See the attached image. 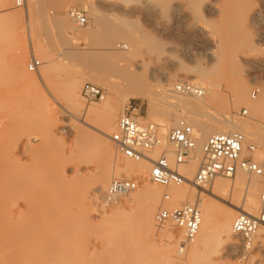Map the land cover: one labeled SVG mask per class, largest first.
I'll use <instances>...</instances> for the list:
<instances>
[{"label":"rangeland","instance_id":"1","mask_svg":"<svg viewBox=\"0 0 264 264\" xmlns=\"http://www.w3.org/2000/svg\"><path fill=\"white\" fill-rule=\"evenodd\" d=\"M91 1L96 2V9H100L101 11L103 10L105 13L108 12L109 9L107 15H111L112 17H110L115 21L117 19L125 20L131 26L134 36L141 37L142 35L147 34L152 39L154 38L152 42L157 40L155 41L157 46L154 43V47H159L156 48L159 50L151 48V42L149 44L148 42H143V44L140 45V49H142L141 52L139 51L140 54L138 53V56L133 61H138L141 59L145 60V74L149 79L151 78V83H153V85L155 84L154 89H159V94L162 95L165 93L171 97H187L176 95L173 92L174 85L177 83H190L199 86L206 91V86H204L203 82H206L208 79L202 80L204 77L203 75L201 76L199 72L203 70L206 73V70H209L208 60L201 55L200 46H198L199 44H197L193 38L187 36L183 32L178 31V29L177 31L170 30L169 32L168 28L171 26L170 23L172 24L174 21V14L171 12V8L168 7L170 5H164L168 3H166V0H164L165 3L163 0H147L148 4L145 2V7L142 6L144 2H138V0H126L127 2H123V6L116 5L118 8L116 6L114 7L113 3L101 4L96 0H59V2H51L50 0H28L29 3H27V1L24 2V7H17L16 0H0V2H4L2 8L5 11H3L4 17H0V188H3V191L0 192L2 194L1 200H3L8 195L10 196L8 201H10L11 198H14V200L11 201L15 203V199H18V206L15 207V213H19L20 211L24 210L36 212V215L43 214L48 211L57 213L53 220V224L58 228L69 226L73 229L69 239H67L64 244L57 249L56 252V258L59 259V261L61 259L68 260L69 264H90L89 260L93 258H108L111 256H116V254L119 253L120 257L122 255L121 250H123V247H126L127 245L135 249L138 259L140 260L142 259V256H145L143 251L144 244H146L145 247L148 245L150 248L146 249L150 252L151 262L149 264H172L171 260L162 253L163 246L169 241L167 237H164V232L167 228V230H170L174 233V242L177 243L178 253L175 254V257L178 261L175 264H264V245H262L263 243L260 241L261 238L259 239L258 233L254 239L253 250L248 254L246 260L243 262L239 261L242 257V252L238 248L239 240L235 236H233V241H237L235 242V246L226 249L225 251H220L218 224L216 221L212 226L211 235L200 247L195 259L193 258V260H189L188 253L193 246L194 241H192L183 251L179 250L181 242L183 241V235L180 231H177L170 226L167 228L163 227V229L161 228L160 230V227H158L155 223L157 231L150 232L140 227L138 224H136V222L133 223L130 221L131 219H129V215L131 213H135L137 207H135V203H126V201H129V198L121 199L119 202H117L118 204L115 203V206L110 205L107 207L104 206L105 208H103V204L99 205L94 203L90 198L86 197L85 189L87 185L92 183L94 176L93 174L86 177H81L85 172L78 174L75 165L72 164L59 165L56 157H54L55 154H52L53 157L49 158L48 160L41 162L38 161V157L36 155V151L38 150L36 149L39 148H36V146L39 145V138H37V136L42 133H47V131L56 133L58 137L61 136L60 132L63 134L65 133V141L58 140V142H56L57 140H51L52 145L50 146L52 149L54 150L58 147L57 150H54L52 153L56 152L57 154V151L60 147L61 148L58 152L62 151V149L65 148V146H63L64 142V145H66L65 151L68 152L69 150V145L73 139V131L68 125L72 124L70 122L72 118L66 110L67 106L65 105H67V103L65 104V97H63L65 92L63 87L72 80H77L81 83V92L83 85L86 83L97 85L103 90L105 95V99L103 101L87 102L82 98L81 102L86 106H99V104L101 105V103L105 101H110L118 105L120 110L119 117L126 108L132 106L140 108V116L142 117V121H144V123L146 122V124H155L153 121H150L151 116L155 118L163 117V119L168 121L170 124L173 123V121L176 122L174 119L176 112L171 111L173 116L170 115L171 105L169 103L166 104L163 102L161 104L160 102L158 103V101L156 102V100L151 102L147 99L137 96H128L126 95L125 90L122 88L114 90L110 88L107 83L97 81L93 77L94 72L89 70L86 65L76 62L66 55V53L76 52L88 55V53L90 54L91 52H94V50H98L100 47H102L95 45V47H97L95 48L93 45L94 48L92 47L91 49L90 45L92 44V41L87 36V31L90 29V25H92V20L90 17L91 7L89 5V2ZM153 2L155 4H153ZM163 5L168 7V9L163 7V10H161ZM110 6H112V8ZM147 6L149 10H147ZM156 6L158 7L155 8ZM2 8L0 9L2 10ZM40 8L43 9L42 14L39 13ZM73 8H78L87 12L89 19L88 26L80 29H77L74 26L68 17L69 10ZM152 8L153 10L151 11ZM158 8L161 10V12H163V15H160L162 18L167 11V15L165 14L166 17L163 18L164 20L158 16V13L160 12ZM112 10L114 12H112ZM154 10H158L156 14L153 12ZM168 10L170 11L168 12ZM8 14L9 16H16V18L19 16L15 25L11 26L8 24ZM154 15H157V17L160 18L159 21L161 22H158L159 24H157L155 21L158 18H155L156 16ZM63 20L64 22L67 21L68 25V28L65 31L66 34H64L65 39H61V37L58 36L59 34L57 32V28L55 29L56 22ZM117 21L120 22V20ZM261 24L262 25L259 26L260 28L258 31L264 32V22ZM162 26L166 27V31L163 30L164 27ZM119 40L117 44H123V46L128 45L124 39L121 41ZM71 42L75 43L71 44ZM33 47L37 49H35L37 52L35 53L37 55L33 53ZM150 48L153 51L152 53L149 50ZM257 49L258 54L264 57L263 41L258 42ZM119 50L122 51L121 49ZM154 50L157 53H155ZM40 54L43 57H41ZM32 58H36L37 60L41 61L42 65H44L43 58L47 59L46 61L48 64L46 65V68H49L50 71L48 69V71L46 70V72L49 74L44 81L45 84L44 82L40 81V84H42L40 88H43L47 95L52 93L49 96L45 95L48 98V103L44 101L46 97L42 96V92H44L43 89V91H39L43 99L40 96L39 98H41L43 102L38 98L37 101L35 95H33L34 92H32L34 91V88L28 81L30 80V77L28 76L32 74V72L28 70V65ZM166 61L167 63L163 64V67L166 72L170 73L171 77L169 79H163L160 76V73L157 71L153 74L152 71L154 67L158 66L159 62L161 64L165 63ZM114 63L115 61H110L109 66L111 65L112 67ZM197 67L200 69L199 72ZM208 70L207 72H209L211 75L210 79L212 78L217 83V87L219 88H217L219 97L217 100L209 103L208 105L203 103V105L196 110L197 114H195V116L197 118L206 121L215 120L224 116H228L229 114L227 112L230 111V118L235 119L234 115H236L235 120L249 122L255 114L256 116L259 115L257 113L254 114L252 108L248 105H241L237 109L233 106L234 98L231 94V85L235 83L234 81H238L241 78L240 76H238L240 77L238 80H236V78H228V76L226 77L222 74V69L220 66L210 69L212 70L211 72ZM109 73H105L107 74L106 76L111 77V80L115 81V74L112 72ZM241 76L245 77L250 84L249 102L261 101L262 98L264 100V69H256L251 71L245 70L242 72ZM156 86L159 88H156ZM257 88L260 89V94L256 99H253L252 93ZM30 89H32V91ZM46 90L49 92L47 93ZM51 95H53V97ZM54 95L57 99H55ZM193 101L197 100L195 99ZM44 102L46 105H48L46 106L48 107L46 108L47 111L48 109L50 110L52 116L50 117L48 114L50 118L45 116L46 110L45 112L43 110V108H45V106L43 107ZM227 107L229 108L228 111L226 109ZM243 110L247 111V115H243ZM119 117L116 124H118ZM180 118L182 119V117ZM178 121L180 120L178 119ZM92 124H94V126L97 128L100 127L99 120H93ZM189 125L192 126L191 124ZM193 129L195 131L194 127ZM243 130L245 131L238 132H243L246 136V129ZM247 130L251 132H258V130H260L261 140H264V111L263 114L260 115L259 120L257 122H253L252 126L248 127ZM91 133L94 132L91 131ZM195 133L197 132L195 131ZM89 139L92 141V143H94L95 140L92 136H90ZM246 139L248 144L257 146V154H260L261 148L258 143L249 141L247 136ZM47 145H49V143ZM46 147L50 151L52 150L51 147ZM96 147L98 146L96 145ZM96 147L94 150H92L91 154H89L90 156L88 158V164L90 165L91 170H96V168H100L102 165L99 154L100 150ZM113 147L115 152L113 164L116 160L121 163L124 159V161H126L127 159L125 157L117 153L114 144ZM45 150L47 149L45 148ZM50 151H47L49 152L48 154H51ZM154 153L151 154V157L156 159L160 156L161 151L160 154L158 153V156ZM119 159H121V161ZM128 161L131 160L128 159ZM146 165L149 166V173H147V180L145 181H148V183H150L152 186H158L151 182L150 177H148L150 174L151 165ZM63 170L65 172H63ZM197 171L198 168L193 173L191 180L194 178ZM138 175V172H133L129 178L140 179ZM246 175L248 178H255V176H251L249 174ZM142 184L143 179H140L139 187L130 195L131 198L138 193ZM13 186H17L18 189L16 191L13 190ZM193 187L197 189V194L193 197L194 201L192 203L185 202L183 204H198L200 198H204V196L199 197L198 195V191L202 190L196 188L195 186ZM167 189L168 188L164 189L162 193L167 192ZM164 194H162L160 198L161 203L159 204L163 205L162 200ZM168 194L171 193L168 191ZM241 195H244V193H241ZM124 203L126 204L124 205ZM173 203L175 205L177 204L175 201H173ZM174 204L172 205L174 206ZM168 205L170 204L168 203ZM172 205L171 207H173ZM180 205H182V203H179V206ZM171 207L166 206V208ZM102 209H110L112 212L116 214L118 213L117 220L120 219V222H117V228L111 229L107 227L106 220H104V216L101 211ZM261 210L262 208L258 213H256L255 216H258ZM231 213L233 215L235 214L233 211H231ZM24 219L25 217L22 220ZM236 219H234V221ZM131 225H135L133 231L134 234L132 231H130ZM105 230L108 232H105ZM102 231L105 234L102 235V237L97 241H94L98 234ZM128 232H132V237L126 236L125 233ZM178 238H181V241L179 240V244ZM141 245H143L142 251H140Z\"/></svg>","mask_w":264,"mask_h":264},{"label":"bare ground","instance_id":"2","mask_svg":"<svg viewBox=\"0 0 264 264\" xmlns=\"http://www.w3.org/2000/svg\"><path fill=\"white\" fill-rule=\"evenodd\" d=\"M26 1L27 3H29L28 0ZM50 1L59 2V0ZM96 1L101 4L113 3L114 7L116 5L123 6V4L127 2L126 0ZM138 2H144L142 6H144L145 2L148 4L147 0H138ZM3 3L4 2H0V8L3 7ZM149 3L151 4L150 1ZM166 3L167 4L164 5H170L168 7L171 8L170 10L174 14V21L172 19L173 23H170L171 26L168 28L169 32L170 30L177 31L178 29V31L183 32L187 36L193 38L197 42V44H199L198 46H200L201 55L208 60L209 70L220 66V68L222 69V74L224 76H228V78L231 79L236 78V80L241 77L238 81H234L235 83L233 82L234 84L232 83L233 85H231V94L234 98L233 106L237 109L241 105H248L252 108L254 114H259L258 116H256L255 114L249 122H241L239 120H235L236 115H234L235 119L230 118L229 115L231 112L229 111L227 112L229 114L228 116H224L215 120L206 121L197 118L195 116V114H197L196 110L201 107L203 103L208 105L209 103L217 100V98L219 97V92L217 91V83L212 78V80L210 79L211 75L209 72H207L208 69L205 73V71H200V69L197 67V69H199L198 72L200 71L199 74H201V76L203 75L204 77H202V80H209L203 82L204 86H206L205 96L200 99H196L197 101H193L195 100V98L190 97H171L165 93L162 95L159 94V89H156L157 91L154 89L155 84L153 85V83H151V78L149 79L145 74V60L141 59L138 61H133L138 56L137 54H140L142 50L140 49V45L143 44V42H148V44L151 42V48L156 49L159 48L154 47L156 44L155 41L157 40H154V42H152L154 38L152 39L147 34L142 35L143 37L134 36L131 26L125 20L117 19V16L116 19L120 20V22L117 20L115 21L111 18V15H107L109 9L106 13L103 12V10L101 11L100 9H96V2L94 1L89 2V5L91 7L90 17L92 20V25H90V29L87 31V36L92 41V44H89L91 49L93 45L94 47L96 45L98 47L102 46L103 48L100 47L101 49L99 48L98 50H94V52H91L90 54L88 53V55L80 54L79 52L66 53V55L70 59L86 65L89 70L94 72L93 77L97 81L107 83V85H109V87L114 90L122 88L125 90V93L128 96H137L143 99H147L151 102L156 100V102L158 101V103L160 102L161 104L163 102L166 104L169 103L171 105L170 115H172V112H176V116L174 118L176 122L178 121V119L185 120L188 124H191L192 127L195 128V131L197 132L195 134L197 138L198 157L192 159L188 165H183L180 167V171L185 174L187 182L181 186H170L167 189L172 194L171 197L174 198L172 200L175 201V203H177L179 206V203H192L194 201L193 197L197 194V189H195L193 187L194 185L191 183L194 178L192 180L191 178L193 176V173L197 170V168H199V159L203 145L205 141L212 135L232 134L238 131H245L243 129H246V136L248 137L249 141L258 143L261 148L260 154H257L258 150L256 149V152L252 154V158L258 164L264 166V140H261V131L258 130V132H251L247 130V128L252 126L253 122H257L260 115L263 114L264 100L262 98L261 101L249 102L250 84L245 77L241 76L242 72H244L245 70L251 71L256 69H264V57L260 56L257 51L258 42H264V32L258 31L260 28L259 26H261V23L264 22V0H166ZM153 4L155 3L153 2ZM164 5L161 7V10H163V7H165ZM158 6H156L155 8H157ZM110 7L112 8V6ZM168 7L165 8L168 9ZM113 10L112 12H114ZM147 10H149L148 6ZM152 10L153 8L151 9V11ZM161 10L159 9L160 12ZM170 10H168V12ZM3 11V8L2 10L0 9V17H4ZM157 11L154 10L153 12H155L156 14ZM42 12L43 9L40 8L39 13L42 14ZM160 12L158 13V16L163 15V12H161V14ZM165 14L163 18L166 17L167 14ZM154 16H156L155 18H158V21L155 19L154 20L157 22V24H159L161 22L159 21L160 18L157 17V15ZM18 17L19 16H17V18L16 16H9L8 14V24L11 26L15 25L18 21ZM55 26V29L57 28V32L59 34L57 35L60 36L61 39H63L64 34H66L65 31L68 28L67 21H57ZM165 28L166 27H164L163 30H165ZM122 39L126 41V43L128 44L127 46H123V44H117L118 40L121 41ZM72 43L75 42H71V44ZM118 47L122 51H120ZM151 48L149 50L152 53L153 51L151 50ZM35 49L36 48L32 50L33 53L36 52L37 49ZM36 53L35 55H37ZM155 53L157 52L155 51ZM40 56L43 57L41 54ZM46 60L47 59L43 58L44 65L41 66L42 68H40L37 73H32L30 76H28L30 77V80L28 81L34 88V91H32V89L30 90L34 92L33 95H35V98H38L39 100H42L43 97L47 95L43 88V97L39 92L43 91L40 88L42 86V84H40V81L44 82L49 74L48 72H46L47 69L49 70V68H46V65L48 64ZM110 61H115L112 67L111 65L109 66ZM166 63L167 61L161 64L159 62V65L157 64L158 66L154 67L152 71L153 74L157 71L158 73H160V76L163 79H169L171 77L170 73L166 72L163 67V64ZM211 71L212 70H210V72ZM107 72H112L115 74V81L111 80V77L108 76L110 78L109 79L106 76L107 74L105 73ZM157 87L158 86H156V88ZM63 90L65 91L63 96L65 97V104L67 103V105H65L67 106L66 110L72 118L70 121L72 124L68 126L73 131V139L69 145L68 152L65 151L66 145H64V142L63 146H65V148L63 147L64 149L58 152L61 148L60 147L56 154V152H52H54V150H57L58 147L53 150L50 145H52L53 140H57L56 142H58V140L65 141V133L63 134L62 132H60V137H58L56 133L48 131L47 133L40 134L39 136H37V138H39V145L36 146V148L38 147L39 149H36L38 151L35 150L37 153L36 155L38 157V161L41 162L44 160H48L55 154L54 157H56L59 165L72 164L75 165L78 174L85 172L81 177H86L93 174L94 176L92 179V183L90 185H87L85 189L86 197L90 198L94 203H97L99 205L103 204V208L110 205L115 206V203L118 204L117 202L123 199H118L117 201L112 203L107 202L106 194L109 184L115 179H131L129 178L131 177V174H133V172H138V177H140V179H143V184L136 194L138 196L135 195L136 197L134 196L131 198L129 195L128 197H124L129 198V201H126V203H135V207H137L136 212L131 213L133 215H129V219H131L130 221H132L133 223L136 222V224H138L140 227L150 232H156L157 224L155 225L156 222L154 221V219L159 209L162 206L164 207L162 199L161 200L163 205L159 204L161 203L160 198L162 194L168 193V191L166 190L167 192L162 193L164 189H166V187L160 185L152 186L150 183H148V181H145L147 180V173H149V166L146 164H150L145 160V162H136L132 160L128 161V159L126 158L127 160L124 161V159L122 163L116 160L113 164L115 152L113 142L111 141L110 137L117 131L118 124L116 123L120 114L118 105L110 101H105L101 103V105L99 104V106H86L82 104L81 83L77 80L68 82L66 85H64ZM48 92L49 91H47V93ZM50 94H48L47 96H49ZM39 96L42 97V99L39 98ZM51 96L53 97V95ZM46 99L44 101L48 103V98L46 97ZM55 99L57 98L55 97ZM45 102L43 105V107L45 106V108H43V110L44 112L46 110L45 116L50 118L52 116L50 110L48 109L49 112L47 111L46 108L48 107L46 106L48 105H46ZM226 109L227 111L229 110L228 107ZM48 114L50 115V117L48 116ZM180 117H182V119ZM93 120L100 121L99 128L95 127L94 124H92ZM150 121L158 124L164 140L176 123L173 121V123L170 124L168 121L163 119V117L155 118L153 116L150 117ZM91 131H93L94 133H91ZM240 133L245 136L243 132ZM90 136L94 138V143H92V141L89 139ZM245 142L247 146V139L245 140ZM48 143L49 145H47ZM95 144L98 147H96ZM46 146H48L49 148L51 147L52 150L50 151ZM95 147L100 150L99 154L101 157L102 165L100 166V168H96V170H91L90 165L88 164V158L90 156L89 154H91L92 150H94ZM45 148L47 150H45ZM47 151H50L51 154H48L49 152ZM169 152L171 151L169 150ZM244 152L245 154H248L247 150H245ZM158 153L160 154V150L155 151L154 154L158 156ZM151 158L153 159V157ZM119 160L121 161V159ZM63 172L65 171L63 170ZM246 174L245 172L243 173V171H238L233 179L217 178L206 190L198 191L199 197L204 196V198H200L199 203L197 204L203 212V224L201 225L199 235L193 240V246L188 253L189 260H193V258L195 259L200 250V247L211 235L212 226L215 221L218 224V237L220 241L219 250L225 251L226 249L235 246V242H237L236 240L233 241V236H235L232 229L234 219L242 215L255 217L256 213H258L262 208V204L260 201L262 179L260 178V180L259 177L256 176L255 178H248ZM12 188L15 191L18 189L17 186H13ZM1 191H3V188H0V192ZM241 193H244V195H241ZM1 195L2 194L0 193V264H69L68 260L61 259L59 261V259L56 258V252L57 249L60 248L67 239H69L73 229L69 226L63 228H58L57 226H55L53 224V220L57 213L53 211H48L39 215H36V212L25 210L20 211L19 213H15V207L18 206V199H15L16 202L14 201L15 203H13L12 201L14 200V198H11L12 201H8L10 198V196L8 195L3 200H1ZM173 201H170L172 203L169 202L170 205H168V203H165V207H171V205L174 204ZM126 203H124V205ZM177 204H174V206H172L177 207ZM101 211L104 216V220H106L107 227L111 229L117 228V222H120V219L117 220L118 213L116 214L110 209H102ZM231 211L235 212V214L233 215ZM24 217L25 219L22 220ZM167 227L168 226H165V228ZM134 228L135 225H131L130 231L133 232ZM167 229L164 232V237H167L169 241L167 240L168 242L163 246L162 253L171 260L172 264H175L178 261L175 257V254L178 253L177 243L174 242V233ZM105 232L108 231L105 230ZM132 232H128L129 234H125L127 237H132ZM257 233L259 239L261 238L260 241L263 243L262 245H264V224L259 227ZM104 234L105 233L103 231L100 232L94 241L100 239ZM179 240L181 241V238H178V244ZM145 245L146 244H144V247L143 245H141L140 251H142L143 247L145 256H142V259L140 260L138 259V255L135 249L127 245L126 247H123V250H121L122 255L120 257L119 253L116 254V256H111L108 258H93L89 260V262L90 264H149L151 262L150 252L146 249L150 248L148 247V245L145 247ZM179 250L183 251L184 249L179 247Z\"/></svg>","mask_w":264,"mask_h":264},{"label":"built area","instance_id":"3","mask_svg":"<svg viewBox=\"0 0 264 264\" xmlns=\"http://www.w3.org/2000/svg\"><path fill=\"white\" fill-rule=\"evenodd\" d=\"M25 0H16L17 7H23ZM68 17L76 28H85L89 24L87 12L73 8L69 10ZM41 61L32 58L28 70L37 73L41 68ZM173 92L177 95L200 99L206 91L190 83H177ZM82 98L87 102H97L104 99L103 90L92 83L82 87ZM260 94L257 88L252 93L256 99ZM247 115V111H242ZM117 153L123 157L151 164L150 180L163 187L181 186L187 182L185 174L180 167L188 165L192 159L198 157L197 138L195 131L185 120H180L168 133L166 139L156 124H146L140 116V108L129 106L118 120L117 131L110 137ZM245 136L240 133L215 134L204 143L199 168L191 182L196 188L206 190L217 178H233L238 171L262 179L260 201L262 210L258 216H239L233 223V233L239 240L238 248L242 252L239 261L246 260L254 248V239L259 227L264 224V166L253 160L252 154L257 147L252 144L246 146ZM160 150L158 158L152 159L151 154ZM169 150L171 152H169ZM245 150L248 154H245ZM140 184L139 178H124L113 180L107 188V202L112 203L118 199L128 197L135 192ZM172 200L170 194L163 195V203ZM203 215L197 204H182L173 208L161 207L156 214L155 222L158 227L170 226L183 235L181 248L188 245L198 236L202 225Z\"/></svg>","mask_w":264,"mask_h":264}]
</instances>
